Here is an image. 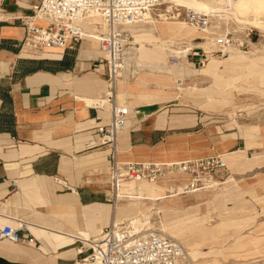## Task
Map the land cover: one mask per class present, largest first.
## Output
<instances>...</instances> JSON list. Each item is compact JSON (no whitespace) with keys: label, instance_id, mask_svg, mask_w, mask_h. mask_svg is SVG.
<instances>
[{"label":"crops","instance_id":"obj_1","mask_svg":"<svg viewBox=\"0 0 264 264\" xmlns=\"http://www.w3.org/2000/svg\"><path fill=\"white\" fill-rule=\"evenodd\" d=\"M38 3L0 0V229L24 222L22 232L34 238L32 243L0 238V264H74L82 255L71 235L95 237L111 224H122L123 211L128 220L140 214L147 226L151 213L159 211L162 225L174 237L184 235L178 240L187 247L198 225L193 214H184L203 204L208 221L221 216L227 224L223 240L237 235V247L245 246L231 264H264V120L238 115L229 121L207 107L202 114L199 106L183 103L179 92L228 90L230 79L240 75L227 73L241 61L228 60L224 52L215 57L200 44L176 55L171 50L177 47L164 44L152 26L142 41L130 40L114 83L115 103L129 109L118 136V159L178 162L216 155L229 174L219 189L178 195L169 188L184 183V175L126 182L120 189L125 195L113 200L108 149L84 147L96 127L110 121L109 109L101 105L107 90L104 53L89 36L64 48H22V18ZM100 22L86 18L80 26L85 33H100ZM209 78L217 80L215 85L200 83ZM184 82L195 85L181 87ZM173 199L196 201L156 206ZM187 249V263L197 264L198 248Z\"/></svg>","mask_w":264,"mask_h":264},{"label":"built area","instance_id":"obj_2","mask_svg":"<svg viewBox=\"0 0 264 264\" xmlns=\"http://www.w3.org/2000/svg\"><path fill=\"white\" fill-rule=\"evenodd\" d=\"M163 1L39 0L22 18L25 28L22 48L37 51L64 48L68 43H77L89 36L97 41L99 49L104 53L100 62L104 61L107 66V90L101 105L109 109L110 121L97 126L84 147L87 150L108 149L113 200L118 197L121 186L126 182L155 183L169 175H184V183L169 188L170 194L178 195L221 187L229 174L222 159L216 155L178 162H134L118 159V136L126 128L129 109L115 103L114 83L123 68L122 51L130 43L129 32L120 29L118 25L152 18ZM155 15L159 17L158 14ZM171 15L173 18H182L201 31L210 26L207 15L189 9L175 11ZM93 17L100 19L102 32L85 33L80 23L83 19ZM228 42L227 39L225 43ZM143 228L133 231L122 224H111L95 237L71 235V239L78 243L76 253L82 255L74 264H184L187 251L178 239ZM23 230H26L24 222H20L17 227L4 226L0 229V238L15 243H32V235L23 233ZM86 249L88 252H85Z\"/></svg>","mask_w":264,"mask_h":264},{"label":"rangeland","instance_id":"obj_3","mask_svg":"<svg viewBox=\"0 0 264 264\" xmlns=\"http://www.w3.org/2000/svg\"><path fill=\"white\" fill-rule=\"evenodd\" d=\"M165 6H166V2L164 0L163 4L160 5L159 9L155 12V14H159L163 12L162 10L166 8ZM179 9L182 10L184 8L179 6ZM155 14L152 15V18L148 20H152L153 18H158L157 15ZM178 20L182 21L183 19L178 18ZM139 24L140 22L134 23L132 25L124 26V29H126L125 31H128L131 34L132 37L130 38V40L132 41H142L143 39H145L144 37L147 36V35L144 36V33L146 34L148 33L147 31L148 26H146V24L140 26ZM156 24L159 29L158 32L161 35V39L165 41L164 44L177 48H185L186 46H188V43L186 42L185 39L176 38L175 36L176 32L165 29L163 25L160 24L159 22H157ZM207 29H208L207 32L197 31L200 32L199 35L203 37H199V38L197 37L196 41L204 42L207 41L208 39H210L209 41H211L212 38L213 39L212 41L216 42L215 46L212 47L210 50V53L213 56L218 57L223 53L222 46L220 47V44L224 43L223 42L224 38H226V40L227 39L229 40L228 42L229 44H233L235 48L241 50L242 52L249 54L254 51V55L252 56V58L253 59L257 58L259 60L257 61V59L256 60L254 59L255 61L258 62V65L251 66L250 59L247 60L241 59L239 61H241L242 66L237 67L233 71L227 73L232 78L233 76L240 75L236 79L234 78L230 79V82L233 83V86H235L236 88L231 86L228 90L219 91L216 88H212L211 86H209L208 90L210 89V87L213 90L208 91L207 94H206L207 90L194 91V92L179 91L180 93H182L181 94L182 102L188 103V101H190L192 102L193 105L199 106L201 109L199 110V112L201 111L202 114H205L203 112H205V109L207 107L206 110H209L210 111L209 113H213L215 115L214 117L225 118L229 121L235 119V117H237L238 115H242V116L244 115L245 117H247L249 121H255L259 118L264 120V47H261L264 46V37H262L264 36V33H261L258 29L254 27H249L243 30V32L239 36H237L231 29V23L225 24L223 22H216L214 20L210 21V26ZM227 33L229 34L227 35ZM250 42H254L257 45L256 49L253 48ZM259 43H261V45ZM188 53H191V51L188 50ZM223 54L226 55L224 57H227L226 53ZM190 55L191 54H189L188 57H190ZM202 58H204V56H202ZM172 61H175V59H172ZM196 66L198 67L199 65L196 64ZM200 81H201L200 83L204 84V86H207L208 84L215 85L214 83L217 80H213L209 78L207 80H200ZM194 85L195 84L184 82L180 86L187 87ZM209 95L213 97V98L211 97L212 98L211 100H207V97ZM182 110H183L182 112L187 111L186 109H182ZM133 187L138 188L141 186L139 184H134ZM215 188L219 189L220 187H215ZM209 193L200 197L198 201L204 202L208 198ZM191 201H196V199H192ZM191 201L189 199H186V201L177 202L176 200L173 199L171 202H167L166 204H158L156 206H161V205L180 206L182 204L190 203ZM123 202L124 204H126L127 199L124 200ZM208 211L209 210L205 207V204H203L201 205V207H199L196 210L190 211L189 209L186 212L188 213V215L184 214V216L186 217H189V215L193 214L191 217L193 219L195 218V222H196L195 225H198V226H194L197 227L196 229H198L197 233L194 232L195 235L194 233L191 234V237L188 239L190 241L185 242V244H187V247H185L186 251H188L187 249L188 246L189 247L195 246L196 248H198L199 252L196 253L197 255L195 254L196 255L195 258H197L196 260L197 264H231L232 262H235L236 259L241 258V255H239L238 251L244 249L245 246L237 247V243L239 242L237 235H235V237L233 238L234 240L232 239V241L223 240V238L226 239L228 235L227 224L226 226L224 225L223 223L224 219L221 218V216L217 217V219L214 220L215 223L212 220L211 222L208 221V219L206 218ZM122 214H123L122 219L120 221L122 222V225L127 226L133 230L132 226L128 222L129 216L127 211H123ZM185 219L186 218L184 217L182 221H184ZM149 220H150V225L147 226V223L143 221L142 223L139 224V227L141 228L150 227L151 229L159 232L161 230L166 235L169 236L171 235V237L174 236L175 233L172 231V229L162 225L164 223L162 222L163 220L161 217V213H159V211L157 212L153 211L149 217ZM176 237H175L176 239L178 238L181 239L182 237H184V235L178 234L176 235ZM197 237H199V239ZM184 264H187L186 259L184 260Z\"/></svg>","mask_w":264,"mask_h":264},{"label":"bare ground","instance_id":"obj_4","mask_svg":"<svg viewBox=\"0 0 264 264\" xmlns=\"http://www.w3.org/2000/svg\"><path fill=\"white\" fill-rule=\"evenodd\" d=\"M165 2H166V6H165L166 8L164 10H162L163 12L158 14L159 15L158 18H153L152 20L141 21L139 25L141 26L143 24H146V26H148V27L152 26L155 28V30H159L157 27V24H156L157 22H159L160 24L163 25V27L165 29L176 32L175 36L177 39L178 38L179 39H185L186 42L188 43V46H186L185 48H182V50H179V48H173L171 50L176 55L183 54L186 51H188V49L193 47L194 45H199V44L203 45L205 47V49H209V51H210L211 48L214 47L216 44V42L212 41L213 40L212 38H211V41H209L210 39H208L207 41H204V42L203 41H196L195 38L203 37V36L199 35L200 32H197V31H201V30H198V29L190 26L189 24H187L183 20L181 21V20H178V18L172 17L171 14L175 13L174 11L180 10L179 6H181L184 9H189V10H192V11L197 12V13H203L209 17L210 21L214 20L216 22H223L225 24L231 23V29L235 33V35H237V36H239L243 32V30H245L246 28H249V27H254V28L258 29L261 33H264V0H165ZM168 15H171V16L169 17ZM93 19L100 20L98 17L93 18ZM150 22H153L152 25L148 24ZM132 24H134V23H131V22L130 23H123V24H120L119 26L122 27V26L132 25ZM211 29H213V28H211ZM195 30H196V33H195ZM207 31H208V29H206L205 31H201V32H207ZM210 32H212V31H210ZM222 37H224V36H222ZM262 37H264V36H262ZM223 42L224 43L220 44V47L222 46L223 52L227 54L228 60H230V61H237L238 60L239 61L241 59H245V60L250 59V65L251 66L258 65L257 61H259V60L257 58H254L255 60L257 59V61H255L252 58V56L254 55V51L249 53V54L242 52L241 50L235 48L233 44H229V43L226 44L225 43L226 38H224ZM250 43L253 46V48L256 49L257 45L254 42H250ZM259 44L261 45V43H259ZM261 47H264V46H261ZM148 56H150V55H148ZM212 57L213 56H211V58ZM181 62L178 61L176 64H178V63L180 64ZM180 70H181V68H180ZM180 73H183V72H180ZM233 87H235V86H233ZM131 185H134V184H131ZM119 192H120V193H118L119 197H122L123 195H125L121 191H119ZM157 210H159V209H157ZM143 220H145V219H143L142 216L140 214H138V215L130 218L128 220V222L132 226L133 231H139V229H140L139 224L142 223ZM115 225H117V224H115ZM146 229H151V228L147 227ZM162 232L163 231L160 230L159 233H162ZM163 234H165V233L163 232ZM185 257H186V261H187V255ZM187 264H191V263L189 262Z\"/></svg>","mask_w":264,"mask_h":264}]
</instances>
